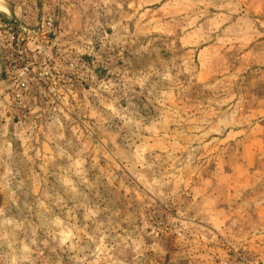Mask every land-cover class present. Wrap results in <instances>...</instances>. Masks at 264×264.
Wrapping results in <instances>:
<instances>
[{"label":"rangeland","instance_id":"obj_1","mask_svg":"<svg viewBox=\"0 0 264 264\" xmlns=\"http://www.w3.org/2000/svg\"><path fill=\"white\" fill-rule=\"evenodd\" d=\"M0 7V264H264V0Z\"/></svg>","mask_w":264,"mask_h":264},{"label":"built area","instance_id":"obj_2","mask_svg":"<svg viewBox=\"0 0 264 264\" xmlns=\"http://www.w3.org/2000/svg\"><path fill=\"white\" fill-rule=\"evenodd\" d=\"M53 22L49 18L46 20L45 27L51 28ZM9 56L6 57V68L12 74V81L20 91L27 90V78L31 73V63L29 61V52L26 48H47L46 39L41 36L40 39L35 37L23 38L17 32L11 34L6 45Z\"/></svg>","mask_w":264,"mask_h":264},{"label":"crops","instance_id":"obj_3","mask_svg":"<svg viewBox=\"0 0 264 264\" xmlns=\"http://www.w3.org/2000/svg\"><path fill=\"white\" fill-rule=\"evenodd\" d=\"M0 10H5V9H3V8L0 7Z\"/></svg>","mask_w":264,"mask_h":264}]
</instances>
